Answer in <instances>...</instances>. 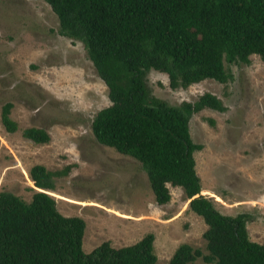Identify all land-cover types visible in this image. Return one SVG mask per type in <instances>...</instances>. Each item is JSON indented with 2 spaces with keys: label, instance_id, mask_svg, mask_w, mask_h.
Masks as SVG:
<instances>
[{
  "label": "rangeland",
  "instance_id": "rangeland-1",
  "mask_svg": "<svg viewBox=\"0 0 264 264\" xmlns=\"http://www.w3.org/2000/svg\"><path fill=\"white\" fill-rule=\"evenodd\" d=\"M58 20L44 0H0V108L11 101L17 129L0 121V189L29 200L34 189L28 169L42 163L53 176L47 192L65 215L85 221L82 250L102 240L113 246L154 234L153 264H168L180 242L203 252L206 227L187 207L178 185L167 183L170 198L155 202L140 162L98 142L90 129L97 109L110 103L107 87L87 57L82 42L57 31ZM224 63L231 78H203L186 87H170L164 72L149 69L150 94L178 103L209 91L225 105L204 107L188 119L194 167L204 195L223 213L246 211L250 239L264 243V60ZM210 119L212 122H210ZM47 130L49 140L35 143L21 135L24 126ZM197 257L187 264H202ZM213 264V263H210Z\"/></svg>",
  "mask_w": 264,
  "mask_h": 264
},
{
  "label": "trees",
  "instance_id": "trees-1",
  "mask_svg": "<svg viewBox=\"0 0 264 264\" xmlns=\"http://www.w3.org/2000/svg\"><path fill=\"white\" fill-rule=\"evenodd\" d=\"M44 1L57 16L58 33L82 42L107 87L110 103L90 121L95 139L140 162L156 203L169 200L167 183L180 186L188 209L206 224V252L180 242L168 264L197 257L202 264H264V243L248 236V212L223 213L200 192L193 151L202 145L191 139L188 119L204 107L225 105L209 91L171 104L150 94L145 82L149 69L164 72L170 87L203 78L224 82L232 76L225 62L248 63L253 53L264 60V0ZM11 106L5 101L0 108L9 132L17 129ZM20 133L35 143L49 140L39 126ZM66 170L33 163L28 174L36 189L27 201L0 189V264H153L151 231L128 244L106 239L82 250L84 219L61 213L47 192L54 189L53 176Z\"/></svg>",
  "mask_w": 264,
  "mask_h": 264
}]
</instances>
